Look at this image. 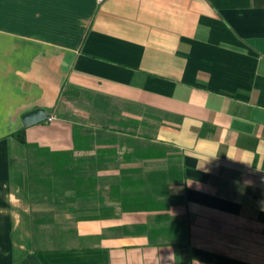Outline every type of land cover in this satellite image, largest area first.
Instances as JSON below:
<instances>
[{"label": "crops", "instance_id": "0c3cea01", "mask_svg": "<svg viewBox=\"0 0 264 264\" xmlns=\"http://www.w3.org/2000/svg\"><path fill=\"white\" fill-rule=\"evenodd\" d=\"M0 264H264V0H0Z\"/></svg>", "mask_w": 264, "mask_h": 264}, {"label": "trees", "instance_id": "16d2710c", "mask_svg": "<svg viewBox=\"0 0 264 264\" xmlns=\"http://www.w3.org/2000/svg\"><path fill=\"white\" fill-rule=\"evenodd\" d=\"M77 131H78V128L75 129V134H74V141L76 144V150L80 147L79 143L77 141V137H76ZM16 137L21 143H23L26 146L28 152L32 151L33 153H35L38 156H42L43 154H44V156H48V157L50 156L53 158V163H56L57 165L61 162V158H60L61 154L60 153H52L49 150L39 148L38 145H36V144L33 145L30 143H27L25 136H24V131L17 133ZM35 166H36V162L33 165L29 166L30 181L31 182H33L35 179H37L39 177V171H37ZM184 231L186 232L185 227H184Z\"/></svg>", "mask_w": 264, "mask_h": 264}, {"label": "water", "instance_id": "95a60500", "mask_svg": "<svg viewBox=\"0 0 264 264\" xmlns=\"http://www.w3.org/2000/svg\"><path fill=\"white\" fill-rule=\"evenodd\" d=\"M49 114H46L45 110L41 108L34 109L32 112L26 113L23 116V120L25 125H31L34 122L47 120L49 118Z\"/></svg>", "mask_w": 264, "mask_h": 264}]
</instances>
